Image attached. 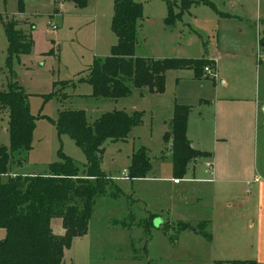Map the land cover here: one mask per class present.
I'll use <instances>...</instances> for the list:
<instances>
[{
  "label": "rangeland",
  "instance_id": "1",
  "mask_svg": "<svg viewBox=\"0 0 264 264\" xmlns=\"http://www.w3.org/2000/svg\"><path fill=\"white\" fill-rule=\"evenodd\" d=\"M139 1L144 15L138 32L139 55L217 63L223 55V74L229 84L249 86L264 95V53L259 52L257 36L252 51L257 68L250 65L251 51L234 42L242 23L250 26L258 18L264 23V0H222L238 6L237 18L226 19L230 4L219 9L208 6L205 12L193 11L192 16L185 12L172 25L166 23L168 1L179 13L181 0L175 4L174 0ZM113 12L114 0H89L85 8L65 1L61 8L55 0H0V92L8 89L12 78L16 80L29 94L30 111L37 118L32 148L20 157L21 164L17 159L12 162L10 172L48 175L50 165L62 161L60 152L84 170L87 158L83 150L69 135L57 131L55 121L62 110L83 111L90 124L109 112L139 113L141 122L133 127L129 142L105 144L102 170L112 181L108 193L118 192L119 196L97 198L88 234L73 240L63 264H211L209 252L200 244L204 237L199 224V218L210 210L206 192L211 193V188L196 182L175 184L170 144L164 137L175 102L184 99L190 105L197 104L194 97L211 93L216 79L204 74L202 80H180L179 72L171 71L163 93L147 88L143 92L134 89L119 99L92 96V86L79 80L95 59L111 55L116 41L111 28ZM13 17L20 25L23 19L15 17H23L34 26V45L29 54L8 63L9 42L3 21ZM50 21L57 30L48 24ZM64 83L68 86L62 89ZM194 112L198 113V108ZM8 128L9 116L0 115V147H10ZM262 129L261 122L260 134ZM141 149L147 151L152 164L148 178H122L124 171L129 174L132 154ZM205 176L203 166L192 163L186 178ZM202 196L206 203L199 200ZM151 213H158L153 222ZM52 227L56 235L62 233V220L54 218ZM5 235L6 230L0 229V238ZM134 253H138L140 263L131 260Z\"/></svg>",
  "mask_w": 264,
  "mask_h": 264
},
{
  "label": "trees",
  "instance_id": "2",
  "mask_svg": "<svg viewBox=\"0 0 264 264\" xmlns=\"http://www.w3.org/2000/svg\"><path fill=\"white\" fill-rule=\"evenodd\" d=\"M60 1L73 2L78 8H85L89 3V0ZM200 3L216 9L208 0H181L180 11L175 13L172 2L168 1L166 23L172 25L193 5ZM143 19L141 3L114 0L111 28L117 42L111 55L95 59L88 74L79 80L92 86V96L119 99L131 95L134 89L144 88L163 93L167 72L171 70H193L196 79H203L205 67L212 64L209 60L136 56ZM3 24L9 42L8 63L14 57L29 54L34 45V26L29 22L20 25L14 17L7 18ZM66 86L67 83L62 84V89ZM61 95L68 96L66 93ZM190 110L187 105L175 104L169 131L164 137L170 144L173 174L177 180L185 178L190 164L209 156L194 149L187 136ZM5 114L9 116L11 144L9 148L0 147V229L6 230L5 237L0 239V264H63L65 252L73 240L88 234L97 198L119 196L118 192L108 193L112 181L102 170L105 144L127 140L133 127L140 124L141 115L114 111L101 115L90 124L83 111L62 110L55 121L57 131L60 135H69L83 150L87 158L84 170L60 152L62 161L51 164L48 175L11 176L12 162L17 159L21 164L23 159L20 157L32 148L37 120L30 111L29 94L13 78L8 89L0 92V115ZM151 170L152 164L145 149L132 154L130 180L146 179ZM54 218L62 220L63 235L53 232ZM155 219L152 216L150 222ZM200 226L201 233L209 236L205 229L208 223Z\"/></svg>",
  "mask_w": 264,
  "mask_h": 264
},
{
  "label": "crops",
  "instance_id": "3",
  "mask_svg": "<svg viewBox=\"0 0 264 264\" xmlns=\"http://www.w3.org/2000/svg\"><path fill=\"white\" fill-rule=\"evenodd\" d=\"M135 1L140 2L139 0ZM208 1L213 3L216 9L229 8L230 4L228 2L227 5V2L222 0ZM55 3L61 8L64 7V1L55 0ZM230 5L231 10L226 15L228 16L227 20L237 18L238 6ZM208 6L203 3L195 4L190 8L192 14L189 11L188 14L192 16L193 11L205 12ZM15 18L29 22L23 17ZM242 25L238 32L239 36L235 37L234 42L251 51L250 65L257 68L252 51L256 36L257 40L260 38L264 41V34H261L264 32L261 30L264 25L263 20L253 19L250 26H245L243 23ZM243 32L244 35H242ZM115 40L116 44V35ZM138 46L136 47V56L138 57L165 58L139 55ZM223 59L222 55L220 61L215 62L218 74L211 93L205 92L194 97L198 102L193 104L194 106L184 99H180V103L175 102V104L182 103V105L193 107L189 106L191 110L188 118L187 136L194 149L209 154L208 157L199 158L194 162L195 166L201 164L203 174L208 175L206 164L212 163L213 165L212 175L202 178H186V175L184 179L180 180V183L182 181L196 182L209 185L211 188V193L206 192L209 197L207 204L210 206V210L199 218V224L208 223L205 229L209 232V236L202 234L204 241H200V244L209 252L211 264H264V95L261 96L258 89L254 91L249 86L229 84L223 74ZM258 63L260 64L262 61ZM171 71H178L182 76L180 80H196L193 70ZM171 71L167 72L166 79ZM87 74L88 72H85L83 77ZM206 79L209 78L206 77ZM145 89L147 88L140 91L143 92ZM194 108H198V113L194 112ZM261 122L263 129L260 134ZM130 136L131 134L124 142H129ZM191 166L192 164L189 169ZM9 175L21 174L10 172ZM202 199L203 196L199 200L206 203ZM150 215L158 218V213ZM64 232L63 228L62 233L58 231L57 235H63ZM193 232L196 230L193 229ZM136 254L134 253L131 260L140 263Z\"/></svg>",
  "mask_w": 264,
  "mask_h": 264
},
{
  "label": "built area",
  "instance_id": "4",
  "mask_svg": "<svg viewBox=\"0 0 264 264\" xmlns=\"http://www.w3.org/2000/svg\"><path fill=\"white\" fill-rule=\"evenodd\" d=\"M48 24L52 27L53 30H57V26H56L52 21H50ZM258 48H259V52H260V53H264V50H263V44H262V41H261L260 38L258 39ZM261 57H262V56H261V54H260V55H259V61H260V62L262 61V58H261ZM209 61H210V63H212V64L207 65V66L205 67V69H204V72H205V74H206L208 77H213L214 79H216V78H217V72H216V69L214 68L215 61H213V60H209ZM206 173H207L208 175H212V174H213V165H212V163H207V164H206ZM123 176L126 177V178H128L127 171L124 172ZM128 179H129V178H128ZM174 181H175V183H179V182H180V180H174Z\"/></svg>",
  "mask_w": 264,
  "mask_h": 264
}]
</instances>
